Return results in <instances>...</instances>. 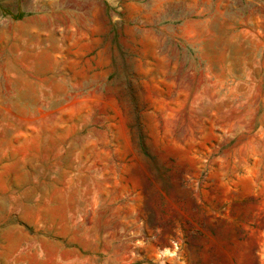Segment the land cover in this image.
Masks as SVG:
<instances>
[{"label": "rangeland", "instance_id": "1", "mask_svg": "<svg viewBox=\"0 0 264 264\" xmlns=\"http://www.w3.org/2000/svg\"><path fill=\"white\" fill-rule=\"evenodd\" d=\"M0 264H264V0H0Z\"/></svg>", "mask_w": 264, "mask_h": 264}, {"label": "crops", "instance_id": "2", "mask_svg": "<svg viewBox=\"0 0 264 264\" xmlns=\"http://www.w3.org/2000/svg\"><path fill=\"white\" fill-rule=\"evenodd\" d=\"M26 16H29V15H25L24 17H23V15H22L23 18H26ZM22 17H20V18H22Z\"/></svg>", "mask_w": 264, "mask_h": 264}, {"label": "trees", "instance_id": "3", "mask_svg": "<svg viewBox=\"0 0 264 264\" xmlns=\"http://www.w3.org/2000/svg\"><path fill=\"white\" fill-rule=\"evenodd\" d=\"M20 17H21V16H19V15H18V16H15V18H20Z\"/></svg>", "mask_w": 264, "mask_h": 264}]
</instances>
